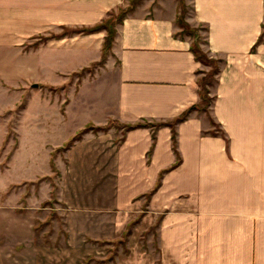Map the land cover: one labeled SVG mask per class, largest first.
Segmentation results:
<instances>
[{"label": "crops", "instance_id": "0c3cea01", "mask_svg": "<svg viewBox=\"0 0 264 264\" xmlns=\"http://www.w3.org/2000/svg\"><path fill=\"white\" fill-rule=\"evenodd\" d=\"M128 2L0 0V36L16 38L59 24L92 26ZM178 2L141 0L116 25L104 66L92 80L99 81L86 79L91 87L101 83L105 88L93 106L94 115L102 119L95 125L110 119L167 121L198 102L197 70L210 67L190 51L193 37L179 34ZM185 4V21L199 28L200 46L218 60L219 71L209 86V113L192 111L175 125L179 165L163 173L146 201L142 195L176 159L170 128L156 130L154 145L149 127L127 131L118 143L111 128L75 141L67 149L63 174L104 178L100 192L113 185L111 204L119 215L108 224L115 234L119 230L121 236L138 218L127 236L132 242L155 224L156 252L131 248L128 264H264V0ZM104 35V30L77 34L70 46L93 49L101 56ZM66 38H55L58 48L69 47ZM51 39L44 49L58 50ZM61 66L54 72L63 78L68 69ZM85 84L78 87L76 99L84 95ZM214 128L216 135L210 133Z\"/></svg>", "mask_w": 264, "mask_h": 264}, {"label": "rangeland", "instance_id": "374dc122", "mask_svg": "<svg viewBox=\"0 0 264 264\" xmlns=\"http://www.w3.org/2000/svg\"><path fill=\"white\" fill-rule=\"evenodd\" d=\"M63 26L68 27L0 36V264H128L131 248L156 252L155 224L132 242L119 230L115 234L110 225L119 214L111 204L113 185L100 192L104 178L63 174L68 162L61 146L86 121L94 126L102 121L93 106L105 88L91 87L86 79H95L107 57L99 63L98 51L70 46L77 33L72 25ZM191 28L200 35L199 28ZM64 29L69 47L58 48L52 38L58 50H45L43 38ZM60 62L61 70L68 69L63 78L54 72ZM85 64L82 74L69 71ZM83 82L84 95L76 99ZM111 128L118 143L123 132Z\"/></svg>", "mask_w": 264, "mask_h": 264}, {"label": "trees", "instance_id": "16d2710c", "mask_svg": "<svg viewBox=\"0 0 264 264\" xmlns=\"http://www.w3.org/2000/svg\"><path fill=\"white\" fill-rule=\"evenodd\" d=\"M141 0H129L128 4L120 8L117 13H110L106 18L102 19L100 22L92 25V26H80V27H74L72 28L71 32L77 33V34H88V33H94L98 31H105V35L102 41L101 46V59L99 63H101L105 56L108 54V52L111 49L112 43L114 41V37L116 34V25L121 23L124 17L127 13L131 12L134 7L140 3ZM179 2V13L176 17V23L180 28L179 34L183 36L184 34H189L193 37L191 45H190V51L193 53L195 59L202 63L203 65L209 66V70L203 71V70H197L198 76L197 78V84L199 86L198 89V95L199 100L197 103L192 104L187 109H185L180 115L172 118L171 120L167 121H147V120H140L136 121L134 123H121L118 120L110 119L105 124L102 125H96L94 126L93 123L89 122L86 123L82 128L78 129L75 134L70 136L69 140L65 142L61 147L64 150L69 149L75 141H78L82 138V135L86 133L89 130H92L93 132L97 131H107L113 126H117L121 128L123 132V136L120 138V140L123 139L125 133L127 131L136 129V128H145L149 127L151 129V138H152V145H154L155 139H156V130L161 126H168L171 131V141H172V149L175 153L176 159L175 161L167 168L160 171L157 181L152 189L144 193L142 196L145 197V200L148 201L151 197V195L157 190L158 186L161 182V177L163 173L175 168L179 163L181 162V157L177 151L176 148V130L175 125L181 121H184L188 114L192 111H203L207 114L209 113V106L212 101V97L210 96V89L209 86L213 84V82L216 79V74L219 71L218 66V60L216 58L209 57L207 53H205L201 46H200V35L198 33L197 29L189 27L188 23L185 21V5L183 0H178ZM68 32L64 29L61 34H50L49 36L44 37L43 39L47 40L49 38H58L60 36L67 35ZM87 70V67L82 68L79 72V74H82L84 71ZM209 120L213 126H217L215 122L209 117ZM212 135H216L217 132L215 130L210 131ZM52 166H54V163L52 161ZM138 221V218L131 221L128 225L126 230L123 232L122 236L125 237L128 236L131 227Z\"/></svg>", "mask_w": 264, "mask_h": 264}, {"label": "water", "instance_id": "95a60500", "mask_svg": "<svg viewBox=\"0 0 264 264\" xmlns=\"http://www.w3.org/2000/svg\"><path fill=\"white\" fill-rule=\"evenodd\" d=\"M33 86H37V83L32 84Z\"/></svg>", "mask_w": 264, "mask_h": 264}]
</instances>
